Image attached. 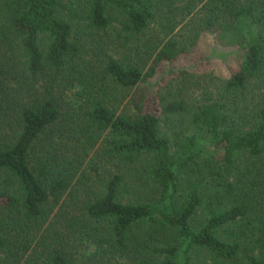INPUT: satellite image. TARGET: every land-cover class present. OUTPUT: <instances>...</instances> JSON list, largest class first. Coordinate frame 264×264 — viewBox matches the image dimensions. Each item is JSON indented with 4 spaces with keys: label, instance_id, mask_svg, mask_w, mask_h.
<instances>
[{
    "label": "trees",
    "instance_id": "obj_1",
    "mask_svg": "<svg viewBox=\"0 0 264 264\" xmlns=\"http://www.w3.org/2000/svg\"><path fill=\"white\" fill-rule=\"evenodd\" d=\"M202 33L239 62L190 102ZM0 264H264V0H0Z\"/></svg>",
    "mask_w": 264,
    "mask_h": 264
},
{
    "label": "rangeland",
    "instance_id": "obj_2",
    "mask_svg": "<svg viewBox=\"0 0 264 264\" xmlns=\"http://www.w3.org/2000/svg\"><path fill=\"white\" fill-rule=\"evenodd\" d=\"M231 50L233 47H229ZM218 50L215 45V40L211 34H200L198 38L196 39L195 44L193 45V48L190 49L188 53H184L180 55L173 64H171L172 67L176 68H185L188 72L192 73L191 77L188 79L189 82H187L186 86V92L190 93L189 96L190 102L193 101V98L198 97V93L200 91V87L202 85H208V87H211L214 79L216 80V77L223 78L226 77L228 74L233 72L239 62V58L236 53H229L225 55L224 57H220L218 55H215ZM226 50V49H225ZM214 54V55H213ZM119 57H124L128 59H132L131 56L127 55L126 53L120 52ZM144 57H147L146 55ZM167 78V77H166ZM212 79V80H210ZM185 82L187 80H184ZM212 81V82H210ZM175 82H172L170 84L169 93L175 96H186L185 92L178 93V85H173ZM142 92V93H141ZM130 100L134 102L140 101L141 95H146L148 93V90H146L143 86L142 87H133L130 89L128 94H125L124 91H113L111 96L118 97L117 100H113L114 106L117 107V111H122L123 106H129V95ZM121 96H124V98H120ZM112 102V101H111ZM117 102L119 103L118 105ZM186 124L182 123L178 126L179 129H181L185 134L190 132L189 128H185ZM171 130L169 127L168 122L165 123L162 121L161 124V130L166 132L165 130ZM203 159L201 158L198 163H201ZM131 168V173L138 177L139 174H141L142 167L137 163L134 167ZM90 181L93 179V177L89 178ZM140 184H134L133 186H130L128 188L129 193L124 194L121 198H126L129 195V198H142L143 200H146L149 198L151 193L149 192V189L151 187L150 182L144 181L141 183V180L139 181ZM84 186V184H82ZM90 186H79L74 185L71 189L67 190L65 194L61 197V200L65 204H69V206H72L74 204L72 202V199L70 200L71 196H80L84 190H87ZM133 200V199H131ZM30 247L34 244V239H31V242L29 243Z\"/></svg>",
    "mask_w": 264,
    "mask_h": 264
}]
</instances>
